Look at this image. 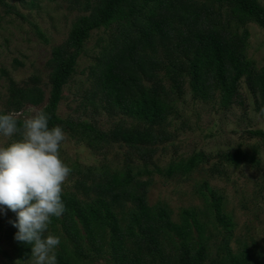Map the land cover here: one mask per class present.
<instances>
[{
  "label": "trees",
  "instance_id": "16d2710c",
  "mask_svg": "<svg viewBox=\"0 0 264 264\" xmlns=\"http://www.w3.org/2000/svg\"><path fill=\"white\" fill-rule=\"evenodd\" d=\"M67 1L79 13L46 62L49 89L40 111L49 116V129L59 126L96 151L118 144L128 152L123 169L77 171L74 186L82 198L61 193L65 211L59 218H50L44 233L45 238L60 239L54 250L56 264H95L101 259L106 264H264L261 250L246 244L237 251L230 247L233 223L222 209L221 197L211 190L210 202L201 193L205 210L183 209L178 222L171 219L165 204L148 202L150 174L159 170L152 159L155 146L170 138L168 119L176 115L185 85L193 99L217 98L219 106L228 109L243 104L240 84L244 82L255 109L264 115V65L257 66L245 50L247 25L254 22L264 29L262 0ZM0 5L6 13L19 14L6 0H0ZM97 30L107 37L90 67L94 75L89 100L96 98L109 110L134 119L130 125L117 121L106 131L57 114L63 87L75 74L86 41ZM29 81L16 85L9 80L0 114L43 103V88L36 77ZM16 119L22 124V119ZM246 133L264 143V129ZM132 156L141 167L131 165ZM243 156L239 147L226 153L235 164ZM203 158V153H195L165 172L170 175L177 168L187 173ZM247 159L251 165L258 163L253 152ZM16 219L13 212L12 222ZM210 223L215 229L221 226L215 250ZM17 232L15 227L8 235L14 238ZM17 251L19 259L31 257V245L25 242L18 241Z\"/></svg>",
  "mask_w": 264,
  "mask_h": 264
},
{
  "label": "rangeland",
  "instance_id": "374dc122",
  "mask_svg": "<svg viewBox=\"0 0 264 264\" xmlns=\"http://www.w3.org/2000/svg\"><path fill=\"white\" fill-rule=\"evenodd\" d=\"M6 1L14 5L19 14L6 13L0 5V109L5 108L9 80L21 85L36 77L37 85L45 93L40 105L25 104L20 111L9 113L24 120L35 115L32 108L41 110L45 104L49 89L46 62L52 48L66 38L71 22L79 12L72 9L67 0ZM247 27L246 55L257 66H262L264 29L254 22ZM106 37L103 31L92 32L85 43L84 52L78 58L75 74L63 87V97L57 107V114L61 118L85 120L103 131L120 120L128 125L134 122L125 114L101 105L96 98L89 100L94 75L90 67ZM240 89L243 104L234 103L228 109H223L217 98L207 101L193 99L185 85L184 94L176 103V115L172 114L168 119L170 138L155 146L157 150L152 159L159 170L150 174L152 182L148 187V202L165 204L171 219L178 222L183 209L195 207L205 210L207 204L201 193H206L210 202L211 190L221 197L222 209L231 217L230 247L237 251L246 244L249 248L261 250L264 256V143L246 133L249 129H264V115L255 109L244 82H241ZM64 133L66 139L61 144L59 154L71 173L62 185V193L82 198V193L74 186L77 171L99 172L105 168H124L128 152L126 147L113 144L105 151H96L83 140L67 131ZM20 139L19 134L12 137L0 134V147L10 146ZM238 147L244 156L235 164L226 158V153H233ZM199 152L204 154V158L189 172L184 173L177 168L170 175L165 172L168 166L185 161ZM252 152L258 161L256 165H251L247 159ZM130 159L131 165L142 166L140 160L133 156ZM12 217L11 210L0 211V264H33V257L18 258V241L8 235L15 229ZM210 224L208 229L212 232L215 250L220 243L221 233L218 231H221V226L218 224V229H215L213 223ZM95 264L106 263L101 259Z\"/></svg>",
  "mask_w": 264,
  "mask_h": 264
},
{
  "label": "clouds",
  "instance_id": "9594fccd",
  "mask_svg": "<svg viewBox=\"0 0 264 264\" xmlns=\"http://www.w3.org/2000/svg\"><path fill=\"white\" fill-rule=\"evenodd\" d=\"M35 115L20 124L10 114H0V134L21 139L0 147V211L17 214L15 239L31 245L33 264H56L58 237H44L51 217L65 211L62 185L71 169L60 158L66 136L63 129H49V116L35 108Z\"/></svg>",
  "mask_w": 264,
  "mask_h": 264
}]
</instances>
